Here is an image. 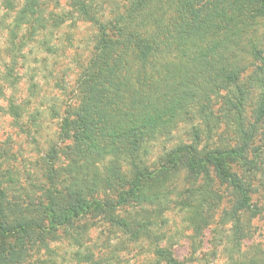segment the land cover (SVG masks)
Returning <instances> with one entry per match:
<instances>
[{"label": "trees", "instance_id": "1", "mask_svg": "<svg viewBox=\"0 0 264 264\" xmlns=\"http://www.w3.org/2000/svg\"><path fill=\"white\" fill-rule=\"evenodd\" d=\"M42 1L25 0L18 12L11 59L26 46L16 43L22 27H28L29 36L46 28ZM70 1L83 20L99 24L95 16L102 8L99 0ZM116 4L119 12L114 21L98 27L94 57L82 68L75 89L78 99L65 105L60 146L66 145L52 146L43 160L49 185L42 204L35 207L18 196L27 188L10 171L2 170L3 159L11 152L0 145V238L18 241L17 245H0V264H26L31 235L38 236L37 244L43 247L45 236H59L60 231L73 228L76 235L72 238L81 243L76 223L92 211L133 238L144 233L147 240L152 239L147 222L151 212L146 209L162 208L169 200L171 182L181 165L192 177L185 199L190 200L193 192L204 193L212 178L211 161L216 163V176L240 197L227 217L234 221L235 242L242 239L240 216L250 209L251 190L231 172L228 161L234 152L247 154L264 121V0H126ZM51 19L60 27L71 16ZM3 68L5 79L16 73L13 67L8 73V65ZM254 91H258L255 120L248 126L245 110L254 100ZM4 97L0 89V98ZM17 102L11 97L6 113L26 130L21 124L23 111L17 108L24 103ZM27 122L35 128L31 117ZM180 125L188 128L191 143L164 150L154 168L149 167V145L170 138ZM227 130L237 141L231 152L216 148L218 143L228 148ZM219 131L223 137L210 145L211 150L207 145L200 150L202 139L209 144ZM260 150L255 149L256 157ZM61 156L66 165H60ZM63 175L70 182L58 188ZM200 180L204 185H198ZM120 208L129 210L127 217L115 214ZM141 215L148 218L140 221ZM201 216L194 212L191 218L197 228L202 227ZM156 248L157 264H183L171 250Z\"/></svg>", "mask_w": 264, "mask_h": 264}, {"label": "rangeland", "instance_id": "2", "mask_svg": "<svg viewBox=\"0 0 264 264\" xmlns=\"http://www.w3.org/2000/svg\"><path fill=\"white\" fill-rule=\"evenodd\" d=\"M125 1L99 0L102 8L95 14L99 21L97 24L89 19L83 20L84 17L72 9L70 0H43L46 28L29 36L28 27H22L17 32L16 43H26V46L20 56L11 59L12 31L16 30V17L25 0H0V89L5 95L0 98V145L11 152L8 159H3L6 161L2 170L10 171L12 178L17 179L23 188H27L25 192L18 194L22 196V201L33 203L35 207L42 204V195L49 185L44 172L46 163L43 160L52 146L62 148L66 145L60 146L65 105L78 99L75 98V89L82 68L94 57L99 25L114 21L119 12L116 3L122 5ZM103 2L107 4L104 5ZM53 15L71 16L72 21L56 27L51 19ZM4 64L8 65V73L13 69L16 72L10 79H5ZM14 79H17L16 86L13 85ZM257 95L258 91H254V100L245 110L248 126L255 120L254 101ZM11 97L18 100L17 103H24L17 108L23 111L24 119L21 124L24 128L27 126L26 130L18 127L14 119L6 113ZM25 99L28 103L24 102ZM220 107L221 102L215 106V110L219 111ZM29 117L35 121V128L27 122ZM224 129L223 124L222 130ZM26 131L31 135H26ZM226 132L231 146L219 147L218 143L216 148H226L231 152L237 141L232 133L228 130ZM221 134V131L216 132L209 144H206V139H202L200 150L219 141ZM189 142L191 143L188 128L180 125L170 138L164 137L149 145L147 165L154 168L164 150H172L181 143ZM250 147L246 155L239 151L229 154L228 161L232 167L231 172L243 178L251 190L250 209L242 212L240 216L243 236L239 243L234 239V221L228 219L227 215L240 201V197L228 183H222L216 176V163L211 161L208 170L212 178L208 188L202 191L204 193L193 192L190 200L185 199V187L192 177L186 167L181 165L178 168L179 174L171 182L173 185L169 189V200L162 204V208H145L151 212L147 222L153 240H147L144 233L133 238L114 227L99 213L92 211L76 223L79 225L81 243L72 238L76 235L73 228L60 231L59 236H45L43 247L37 244L38 236L31 235L26 264H157L159 260L155 256L156 246L171 250L174 257L183 264H264V121L258 125ZM207 148L211 150V146ZM259 148L262 152L256 157L255 149ZM66 161L61 156L59 163L66 165ZM254 161L258 164L253 166ZM128 170L125 165L124 171ZM60 181L58 188L68 184L70 179L63 175ZM198 185H204V181L200 180ZM10 189L18 190L13 187ZM9 197L12 199L13 193ZM115 211L117 216L127 217L125 212L129 210L120 208ZM194 212L202 214L199 218L202 226L200 228L191 220ZM143 216H140V221ZM17 242L0 238V245H17Z\"/></svg>", "mask_w": 264, "mask_h": 264}]
</instances>
